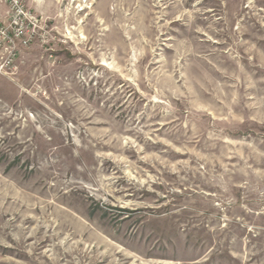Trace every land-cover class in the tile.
<instances>
[{
	"label": "rangeland",
	"instance_id": "rangeland-1",
	"mask_svg": "<svg viewBox=\"0 0 264 264\" xmlns=\"http://www.w3.org/2000/svg\"><path fill=\"white\" fill-rule=\"evenodd\" d=\"M27 2L0 264H264V0Z\"/></svg>",
	"mask_w": 264,
	"mask_h": 264
},
{
	"label": "built area",
	"instance_id": "built-area-1",
	"mask_svg": "<svg viewBox=\"0 0 264 264\" xmlns=\"http://www.w3.org/2000/svg\"><path fill=\"white\" fill-rule=\"evenodd\" d=\"M7 16L0 20V74L12 75L27 49L46 35L47 24L28 5L27 0H1Z\"/></svg>",
	"mask_w": 264,
	"mask_h": 264
},
{
	"label": "crops",
	"instance_id": "crops-1",
	"mask_svg": "<svg viewBox=\"0 0 264 264\" xmlns=\"http://www.w3.org/2000/svg\"><path fill=\"white\" fill-rule=\"evenodd\" d=\"M7 5L0 0V20H4L7 16Z\"/></svg>",
	"mask_w": 264,
	"mask_h": 264
}]
</instances>
